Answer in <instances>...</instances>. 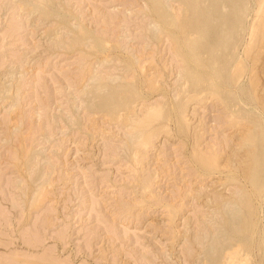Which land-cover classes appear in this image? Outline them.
Here are the masks:
<instances>
[{"label": "rangeland", "instance_id": "obj_1", "mask_svg": "<svg viewBox=\"0 0 264 264\" xmlns=\"http://www.w3.org/2000/svg\"><path fill=\"white\" fill-rule=\"evenodd\" d=\"M214 1L0 0V264H264V0Z\"/></svg>", "mask_w": 264, "mask_h": 264}, {"label": "bare ground", "instance_id": "obj_2", "mask_svg": "<svg viewBox=\"0 0 264 264\" xmlns=\"http://www.w3.org/2000/svg\"><path fill=\"white\" fill-rule=\"evenodd\" d=\"M151 1H152L154 4H157V0H151ZM206 1H207V0H206ZM215 1H216V0H215ZM215 1H214V3L218 2L219 0L216 1V2H215ZM209 2H210V1H209ZM208 5H209V4H208ZM232 5H233V4H232ZM206 6H207V5H206ZM208 8H209V6H208ZM211 8H212V7H211ZM187 9H188V8H187ZM209 9H210V8H209ZM209 9H208V10H209ZM213 9H214V7H213ZM213 9H212V10H213ZM210 10H211V9H210ZM210 10H209V11H210ZM216 10H217V8H216ZM188 11H189V10H188ZM190 11H192V12H191V14L188 12V13L190 14V16L188 15L189 17H187V18H188L187 20H184V19H183L184 21L181 20V22H179V23L177 22L178 20H177V21L175 20L176 22H174V21H173V22H167L168 25H174L175 28H176V27H179L178 29H181V31H182V35H185L184 37L187 36V34H188V30H189L190 28H193L194 26L197 27L196 25H199V26H200L201 24L209 25L210 23H212L213 19L216 18V14H217L216 11H214V10H213V11H214L215 13H210L211 11H210V12L208 11V12H203V13L201 12V13H199V12H198L199 10L197 11V13L193 12V10H190ZM202 11H203V9H202ZM206 11H207V10H206ZM158 12H159V14L162 16L163 13H162L160 10H159ZM217 12H219V10H217ZM188 13H187V14H188ZM214 14H215V18H214ZM219 14H221V13H219ZM231 14H232V13H231ZM237 14H238V13H237ZM228 15H229V14H228ZM234 15H235V14H234ZM217 16H218V15H217ZM231 16H232V15H231ZM220 17L222 18V17H224V16H221V15H220ZM220 17H218V20H220V19H219ZM226 17H227V16H226ZM227 18H229V16H228ZM232 19H233V18H232ZM164 20H165V19H164ZM172 20H174V19H172ZM182 21H183V22H182ZM232 21H233V20H232ZM164 22H166V21H164ZM220 22H221V21H220ZM224 22H225V21H224ZM224 22H222V23H224ZM213 23H214V22H213ZM218 23H219V22H218ZM225 23H226V22H225ZM225 23H224L225 26L223 25L224 27H226V24H225ZM227 23H228V22H227ZM229 23H230V22H229ZM229 23L227 24V27L230 26ZM165 24H166V23H165ZM219 24L221 25V23H219ZM233 25H234V24H233ZM195 27H194V28H195ZM209 27H211V26H209ZM214 27H215V25H214ZM218 27H222V26H219V25H218ZM218 27H216V28H218ZM224 27H222L223 30H224ZM207 28H208V27H207ZM228 28H229V27H228ZM228 28H227V29H228ZM200 29H201V28H200ZM202 29H203V27H202ZM214 29H215V28H214ZM214 29H213V30H214ZM222 29H221V28H219V29H215V31H216V30H219V31H220V30H222ZM203 30H204V29H203ZM208 30H209V29H208ZM181 31H180V32H181ZM209 31H210V30H209ZM209 31H208V32H209ZM223 32H224V31H223ZM223 32H222V33H223ZM225 32H226V31H225ZM186 33H187V34H186ZM218 33H219V32H218ZM227 33H228V32H227ZM209 34H210V33H209ZM225 34H226V33H225ZM230 34H232V33L230 32ZM226 35H227V34H226ZM228 35H229V33H228ZM234 35H235V34L233 33L231 36L233 37ZM229 36H230V35H229ZM235 36H236V35H235ZM184 37H183V38H184ZM236 38H238V37H236ZM236 38H234V40H235ZM231 39H232V38H231ZM229 46H230V45H229ZM229 46H228V47H229ZM228 47H227V48H228ZM228 49H229V48H228ZM227 51H228V50H227ZM223 52H226V51H223ZM227 53H228V52H227ZM224 54H225V53L222 54V55L224 56V57H222V59H224V58L226 57ZM229 54H230V53H229ZM226 55H228V54H226ZM220 59H221V58H219V61H220ZM227 59H228V58H227ZM224 61H227V60H224ZM214 62H215V61H214ZM220 62H221V61H220ZM228 62H231V61H228ZM228 62H227V63H228ZM216 63H218V61H217ZM224 64H225V63H224ZM224 64H223V65H224ZM229 64H230L229 66L232 65L231 63H229ZM196 65H199V64H196ZM201 66H202V65H201ZM225 66H226V64H225ZM227 66H228V64H227ZM229 66H228V67H229ZM199 67H200V65H199ZM202 67H203V66H202ZM220 67H221V64H220ZM220 67H219L220 71H219V69H218L217 72H218V73H219V72H220V73L222 72V74H224ZM222 67H224V66H222ZM228 67H226V68H228ZM230 68H231V67H230ZM230 68H229V69H230ZM224 69H225V68H224ZM198 70H199V69H198ZM227 70H228V69H227ZM224 71H225V70H224ZM220 73H219V74H220ZM225 73H226V75H227V74H228V71L225 72ZM219 74H218V76L220 77ZM222 74H221V76H223ZM224 76H225V75H224ZM224 76H223V77H224ZM219 77H218V79H219ZM226 77H227V76H226ZM226 77H225V78H226ZM221 78H222V77H221ZM225 78H224V79H225ZM229 79H230V78L228 77V81L230 82ZM220 80L223 81V79H219L218 81L220 82ZM226 80H227V78H226ZM226 80H224V81H226ZM232 81H233V79H232ZM232 81H231V83H232ZM226 82H227V81H226ZM220 83H221V82H220ZM231 83H230V84H231ZM221 85H222V84H221ZM226 85H228V83H226ZM221 88H222V87H221ZM219 91H220V90H219ZM223 91H224V90H223ZM223 91H222V92H223ZM228 93H229V92H228ZM228 93H227V94H228ZM117 95H118V94H117ZM117 95H116V98H118ZM116 98H115V99H116ZM226 99H227V98H226ZM111 100H112L111 97H110V98H107L105 102L103 101V103H106V105H107V103H110ZM224 100H225V99H224ZM115 101H116V100H115ZM111 102H112V101H111ZM117 102H118V101H117ZM117 102H116V104H117ZM123 102H124V101H123ZM113 103H114V102H113ZM111 105H112V104H111ZM115 106H116V105H115ZM141 142H142L143 144L147 145V144H150L151 140H149L148 137H144V138L142 137V141H141ZM262 146H263V145H262ZM263 149H264V147H263ZM200 157H201V158H200ZM200 157H199L200 159L198 158V159H199L198 161L202 164V166H205V165H206V162H205L204 156H200ZM258 157H259V155H258ZM209 160H210V159H209ZM209 160H207V162H208ZM259 166H261L260 168H262V171H263L262 173H264V150L260 153V165H259ZM263 175H264V174H263ZM1 188H2V186L0 187V192L3 193V190H2ZM0 214H1V213H0Z\"/></svg>", "mask_w": 264, "mask_h": 264}]
</instances>
